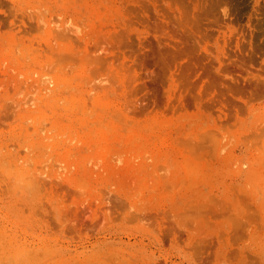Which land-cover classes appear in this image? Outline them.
Segmentation results:
<instances>
[{"label":"rangeland","instance_id":"obj_1","mask_svg":"<svg viewBox=\"0 0 264 264\" xmlns=\"http://www.w3.org/2000/svg\"><path fill=\"white\" fill-rule=\"evenodd\" d=\"M0 247L264 264V0H0Z\"/></svg>","mask_w":264,"mask_h":264},{"label":"bare ground","instance_id":"obj_2","mask_svg":"<svg viewBox=\"0 0 264 264\" xmlns=\"http://www.w3.org/2000/svg\"><path fill=\"white\" fill-rule=\"evenodd\" d=\"M3 234V233H2ZM2 236V235H1ZM3 237V236H2ZM4 241H6V240H4ZM6 243V242H5ZM4 247H5V245H4ZM1 248V247H0Z\"/></svg>","mask_w":264,"mask_h":264}]
</instances>
